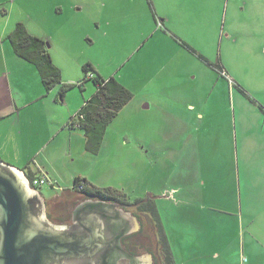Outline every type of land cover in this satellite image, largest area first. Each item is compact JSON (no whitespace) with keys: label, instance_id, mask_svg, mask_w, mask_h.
<instances>
[{"label":"rangeland","instance_id":"obj_1","mask_svg":"<svg viewBox=\"0 0 264 264\" xmlns=\"http://www.w3.org/2000/svg\"><path fill=\"white\" fill-rule=\"evenodd\" d=\"M81 1L75 4L84 6ZM104 2L111 14L105 21L114 16L120 25L112 37L88 38L71 29L48 50L66 77H83L82 68L90 65L105 79L115 77L133 100L109 127L98 154L84 147V159L76 151L71 159L67 151L48 146L45 153L27 155L20 169L37 171L36 162L43 161L45 168L65 174L79 166L93 186L117 190L133 202H156L175 257L183 250L185 264H264V184L240 188L229 181L238 150L236 119L240 129L241 118L252 123L264 117L256 96L249 92L250 101L237 87L248 81L264 98V54L257 49V30L249 32L248 26L255 18L233 13L229 0H195L192 9L185 7L188 14L157 0L158 17L148 0ZM8 80L19 87L10 73ZM86 86L84 98L95 91ZM68 93L82 96L78 89ZM38 142L48 144L46 138L35 140L36 148ZM211 162L222 176L219 205L200 201L202 172ZM50 189L39 190L48 196ZM183 233L187 236L178 243Z\"/></svg>","mask_w":264,"mask_h":264},{"label":"crops","instance_id":"obj_2","mask_svg":"<svg viewBox=\"0 0 264 264\" xmlns=\"http://www.w3.org/2000/svg\"><path fill=\"white\" fill-rule=\"evenodd\" d=\"M148 1L154 14L156 13L155 17H158V9L160 10L161 4L157 0ZM168 1L176 5L178 11L187 14L189 10L186 12L185 7L192 9L191 6L195 2V0H163V4L166 5ZM106 5L104 0H84V6L75 4V0L72 3H70V0H0V162L27 174L26 169H20L24 165L27 155L41 149H44L43 153H45L49 149L48 146L52 147L53 152L60 149L61 154H63L67 151L71 159L74 158L75 151L80 152V158L84 159L85 135L81 130L68 129V124L85 106L86 102L93 97L96 92L95 85L89 82L95 90L90 93V97L88 95L84 98V93L88 90L86 86L88 83H86L83 90L79 88L72 90H80L82 96L69 95L68 93L63 99L60 98L61 87L80 83L83 79L82 74L76 79L66 77L60 67L62 84L52 91L46 92L37 68L15 54L8 36L15 31L18 24H23L30 35L52 45V48L55 46L54 42L57 38L60 37L62 40H66L71 29H75L77 33L86 35L88 38H93L92 35L95 34L104 35L107 38L112 37L115 31H118L120 25L116 26L113 21L115 20L114 16L105 21V18L111 15L109 12L105 13ZM228 6H231L233 13L249 14L250 17L255 18L256 22L249 17V32L253 29L257 30V49L259 54H264V0H229ZM115 10H118V8ZM83 16H86L85 19ZM104 21L105 23H103ZM53 56L51 55L54 62L55 58ZM223 70L226 76L231 79L229 71L224 68ZM95 71L102 77L97 70ZM9 73L10 76L15 77V84L19 86L16 89L8 80ZM19 83H23L28 87L27 93ZM240 83L241 86L243 85L242 87L237 86L240 94L244 97L245 95L241 90L245 91L250 97L248 100L253 101L250 95V93H253L260 102L259 107L264 114V98L258 97L261 91L253 89L248 81L243 80ZM147 106V108H150V105ZM193 109H195L194 106ZM188 119L190 118L186 120ZM236 126L235 138H237L238 150L234 155V160L231 161V176L229 178L231 186L236 187L237 182L240 188L248 187L250 183L261 186V184H264V117L261 116L252 123L241 118L240 129L236 119ZM34 136L36 138H33ZM43 138L47 139L48 144L46 145L45 142L42 146L38 142L36 148L35 140L40 141ZM217 140L218 138L214 139L215 144ZM45 156L49 160V155ZM21 159L23 160L21 161ZM215 162H211L207 166L205 173L202 172L205 176L204 198L200 201L205 203L212 201L219 205L220 192H218V186L222 176L218 173ZM44 164L43 161H37L35 164L37 171H32V169L30 171L35 173L36 178L46 175L50 179L53 183V186H49L51 188L50 194L68 191V193L74 195L75 180L76 178L84 179V170H81L78 166V170L62 174L53 167L45 168ZM52 166L55 165L52 164ZM213 170L215 174L212 177ZM245 174H247L246 177ZM253 174L258 175L254 176ZM205 188L209 190L206 191ZM235 189L237 192V188ZM199 197H201L200 194ZM213 234L214 232L210 236H213ZM185 236L187 235L184 233L177 235L179 238L178 243ZM219 236L222 237V234H219ZM167 238L170 239L168 235ZM168 242L171 247L170 240ZM171 250L175 264H185L184 255L181 254L183 250L176 251L177 257H175L172 247ZM243 250L246 251V246ZM219 255L217 254L218 259Z\"/></svg>","mask_w":264,"mask_h":264},{"label":"flooded vegetation","instance_id":"obj_3","mask_svg":"<svg viewBox=\"0 0 264 264\" xmlns=\"http://www.w3.org/2000/svg\"><path fill=\"white\" fill-rule=\"evenodd\" d=\"M26 177L34 202L49 211L41 222L65 240L42 264H175L165 230L147 212L150 200L133 202L124 193L103 199L79 187L74 195L44 196L30 173ZM76 242L82 246H72Z\"/></svg>","mask_w":264,"mask_h":264},{"label":"trees","instance_id":"obj_4","mask_svg":"<svg viewBox=\"0 0 264 264\" xmlns=\"http://www.w3.org/2000/svg\"><path fill=\"white\" fill-rule=\"evenodd\" d=\"M8 40L15 54L20 59L33 64L37 68L46 92H50L62 84V71L54 64L48 51V44L30 35L23 24L16 26L15 31L8 36ZM83 74L84 76L80 83L61 87L60 95L64 97L69 91L76 88L83 90V86L89 82L95 85V94L86 102L78 114L70 120L68 129L81 130L86 138L87 152L98 154L103 147L109 127L119 116L120 112L133 100L134 95L115 77L110 79L100 77L90 65L83 67ZM90 74L93 75V78L89 77ZM241 91L248 97L245 91ZM30 175L33 180L36 179L35 173L32 172ZM83 183L84 191L99 195L103 199L116 197L121 194L111 188H99L90 185L86 179L82 178H76L75 187L82 186ZM143 211L146 212L144 207ZM147 212L160 223L163 229L156 202H150ZM169 252L173 260V253L170 247Z\"/></svg>","mask_w":264,"mask_h":264},{"label":"water","instance_id":"obj_5","mask_svg":"<svg viewBox=\"0 0 264 264\" xmlns=\"http://www.w3.org/2000/svg\"><path fill=\"white\" fill-rule=\"evenodd\" d=\"M35 196L26 173L0 162V264H42L46 254L65 244L41 222L44 210Z\"/></svg>","mask_w":264,"mask_h":264},{"label":"built area","instance_id":"obj_6","mask_svg":"<svg viewBox=\"0 0 264 264\" xmlns=\"http://www.w3.org/2000/svg\"><path fill=\"white\" fill-rule=\"evenodd\" d=\"M90 78H93V75L90 74ZM33 185L36 187H44V186H53V183L50 181V179L46 175H41V177L36 178L33 180ZM84 183L82 186H79V189L82 190ZM76 187H74L75 189Z\"/></svg>","mask_w":264,"mask_h":264}]
</instances>
